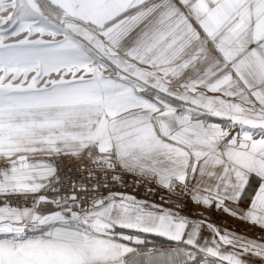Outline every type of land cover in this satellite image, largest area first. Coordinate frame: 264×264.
<instances>
[{
    "label": "snow or ice",
    "instance_id": "6c2138e0",
    "mask_svg": "<svg viewBox=\"0 0 264 264\" xmlns=\"http://www.w3.org/2000/svg\"><path fill=\"white\" fill-rule=\"evenodd\" d=\"M209 210L264 230V0H0V264H264Z\"/></svg>",
    "mask_w": 264,
    "mask_h": 264
},
{
    "label": "built area",
    "instance_id": "2783aa9c",
    "mask_svg": "<svg viewBox=\"0 0 264 264\" xmlns=\"http://www.w3.org/2000/svg\"><path fill=\"white\" fill-rule=\"evenodd\" d=\"M61 167H62V169L65 172H68L69 170H71V171H75L76 170V165L74 163L69 162V161L62 162ZM125 179L128 181V186L127 187L118 186V190L119 191L131 193V194L136 195L138 198H141V199H148V200H151V201H155L157 203L160 202L159 195H149L145 191L144 187H142V186H140V187L133 186L132 183H131V178L125 177ZM173 199H175V197H173ZM12 203L14 205H17V206H22L21 202H18L16 200H13ZM26 203H27L28 206H31L32 201L29 200ZM171 206L172 205H169V207H171ZM184 213L188 214V215L195 216V213H193L191 211L190 204L184 209ZM209 220H210V222H212L213 224H215V225H217L219 227H226L227 228V227H235V225H238V224H235V223H232V222H227L225 220H215L214 218H209ZM238 228H239V230L241 232L245 231L247 233V236H249L251 238H255V239L259 240V241L264 242V232L254 228L252 226H247V225H243L242 227L238 226Z\"/></svg>",
    "mask_w": 264,
    "mask_h": 264
},
{
    "label": "rangeland",
    "instance_id": "374dc122",
    "mask_svg": "<svg viewBox=\"0 0 264 264\" xmlns=\"http://www.w3.org/2000/svg\"><path fill=\"white\" fill-rule=\"evenodd\" d=\"M191 206V211L193 212V213H200L201 211L197 208V207H195V206H193V205H190ZM208 218H214L215 220H225V221H227V222H232V223H235V224H238V225H235V227H221V228H223V229H228V230H230L231 232H234V233H236V234H240V235H243V236H247V233L244 231V232H241L240 230H239V228H238V226H240V227H242L243 225H247V226H252V227H254V228H256V229H258V230H260L257 226H254V225H251L250 223H248V222H241V221H239V220H237V219H227V218H225L224 216H222V215H210V216H207ZM246 228V227H245ZM260 231H262V232H264L263 230H260ZM247 237H249V236H247ZM251 238V237H250ZM253 239H255V238H253ZM257 240V239H256Z\"/></svg>",
    "mask_w": 264,
    "mask_h": 264
},
{
    "label": "crops",
    "instance_id": "0c3cea01",
    "mask_svg": "<svg viewBox=\"0 0 264 264\" xmlns=\"http://www.w3.org/2000/svg\"><path fill=\"white\" fill-rule=\"evenodd\" d=\"M201 212H204V210L203 209H200V208H198ZM206 216H210V215H222V216H224L225 218H227V219H237V218H233V217H231V216H229V215H227V214H224V213H222V212H216V211H207V212H205L204 213ZM237 220H239V221H241V222H245V221H242V220H240V219H237ZM258 227V226H257ZM260 230H262L260 227H258ZM264 231V230H263ZM205 235H207V233H205ZM238 235H240V234H238ZM241 236H243V235H241ZM244 237H247V236H244ZM159 238V237H158ZM247 238H250V237H247ZM163 239V238H162ZM250 239H253V238H250ZM165 240V239H164ZM254 240H256V239H254ZM257 241H259V240H257ZM260 242H262V241H260ZM158 244H164L163 246H161V247H168L169 246V242L166 240L165 242H158ZM157 244V245H158ZM254 262H255V258H252L251 260H250V264H254Z\"/></svg>",
    "mask_w": 264,
    "mask_h": 264
},
{
    "label": "trees",
    "instance_id": "16d2710c",
    "mask_svg": "<svg viewBox=\"0 0 264 264\" xmlns=\"http://www.w3.org/2000/svg\"><path fill=\"white\" fill-rule=\"evenodd\" d=\"M148 240L151 241L152 243L154 244H158V242H165L166 240L162 239V238H158V237H152V236H149L148 237ZM164 244H158L157 246H163ZM151 246V244H150Z\"/></svg>",
    "mask_w": 264,
    "mask_h": 264
}]
</instances>
